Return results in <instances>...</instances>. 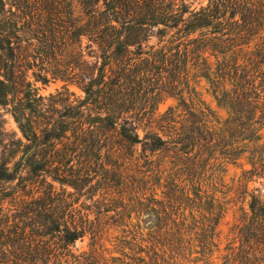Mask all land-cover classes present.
I'll return each instance as SVG.
<instances>
[{
    "label": "trees",
    "instance_id": "16d2710c",
    "mask_svg": "<svg viewBox=\"0 0 264 264\" xmlns=\"http://www.w3.org/2000/svg\"><path fill=\"white\" fill-rule=\"evenodd\" d=\"M194 4L0 0V105L36 91L33 69L64 81L71 110L60 131L39 130L14 105L28 142L13 166L0 159V182L17 180L0 196V264H216L219 253L264 264V197L223 237L219 194L230 165L249 174L245 187L264 173V0ZM202 80L223 114L199 96ZM70 84L85 93L76 103ZM53 143L69 153L40 158ZM186 212V225H142V213Z\"/></svg>",
    "mask_w": 264,
    "mask_h": 264
},
{
    "label": "rangeland",
    "instance_id": "374dc122",
    "mask_svg": "<svg viewBox=\"0 0 264 264\" xmlns=\"http://www.w3.org/2000/svg\"><path fill=\"white\" fill-rule=\"evenodd\" d=\"M191 1H195L194 6H196L202 0ZM158 41L159 39L157 37H153L150 39L149 44H156ZM92 61L93 60H91V62ZM28 74L30 75L29 79L34 82L33 87L37 88L36 91H33L32 93L27 91L26 95L22 93V98L20 99L16 98L15 95H11L8 103L0 105V159H8L11 161V166H13L20 159L23 151L25 150V144L28 142L23 135L20 123L17 121L14 115V105L22 109L26 108L27 117H29L31 121L30 125L39 127V130L43 129L45 123L52 121L53 123L55 122L57 131H60L63 128V123L66 121L65 115L71 111L68 110V106H65V103L67 102L66 98L69 96V93H67L63 87L64 81L59 79L57 81H50L49 83L44 84L42 81H35L33 69H30ZM196 84L197 89L199 90V96H201L213 109L223 114L224 111L220 110L218 107L215 98L208 89V85L205 80L197 82ZM69 89L70 92H73L69 101L74 100L76 103L80 98L85 96V93L77 84H70ZM174 103L175 100L173 98H167L160 104L159 110L163 112ZM68 104L69 102H67V105ZM39 133L41 134L40 131ZM44 133L45 132L42 134ZM43 136L44 135H41L42 138H44ZM69 147L70 144L66 143H59L57 146H54V143L51 145H45L42 147L39 155L40 158L42 156L45 158H52V156H58V154L59 157H62L69 153ZM57 149H59L58 152H56ZM84 153L80 151L73 153L75 156L73 163L75 162L77 164L78 162L83 161L85 155ZM138 154H140V152H138L135 156ZM80 165L81 164L79 163V167ZM244 167L245 169L251 168V166L248 164L244 165ZM23 174H27L26 169H23ZM27 175L30 178L33 176L30 173ZM247 175L249 176V174L244 173L242 168L235 165H230L224 175L222 182L223 185L220 187V190L223 192H220L219 194L221 195L222 199L226 201L228 207H230V210L220 223V228L223 231V237H225L229 231L235 228V225L238 224V219L243 216V211L248 209V201L252 194L264 197V173L258 176L254 175L252 180L246 182L247 186L245 187V183H241L240 180L244 179V177ZM16 183L17 180L12 182H0V196L2 194L4 196L9 193V191H12V188L16 185ZM152 216L154 215L151 213H142V225L150 226L153 220V223L158 227L165 226L170 223H172L173 226L178 227L182 226L183 224L186 225L192 219V215L188 212L179 217L178 215H173L172 217L170 216V219L172 220L167 219L169 218L167 215L161 214V220L157 219L155 216ZM175 218L176 221H173ZM112 221L113 220L107 219L103 220L104 223L106 222V225ZM226 242L227 240L223 238L222 246H224ZM90 243V236H86L84 239L78 240L75 243L74 249H76L77 252L90 250ZM218 255H220V258L216 260V264H223V259L221 256L222 253H219Z\"/></svg>",
    "mask_w": 264,
    "mask_h": 264
}]
</instances>
